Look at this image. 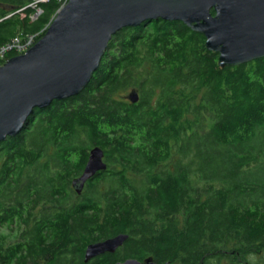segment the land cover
Returning <instances> with one entry per match:
<instances>
[{
  "label": "trees",
  "instance_id": "obj_1",
  "mask_svg": "<svg viewBox=\"0 0 264 264\" xmlns=\"http://www.w3.org/2000/svg\"><path fill=\"white\" fill-rule=\"evenodd\" d=\"M35 1L0 0V48L43 35L61 3L31 18ZM204 43L177 21L123 28L78 95L0 142V264H264V57L221 68ZM93 147L106 170L76 194Z\"/></svg>",
  "mask_w": 264,
  "mask_h": 264
},
{
  "label": "water",
  "instance_id": "obj_2",
  "mask_svg": "<svg viewBox=\"0 0 264 264\" xmlns=\"http://www.w3.org/2000/svg\"><path fill=\"white\" fill-rule=\"evenodd\" d=\"M154 19L177 21L202 34L221 68L264 57V0H68L29 50L0 65V142L16 136L36 109L78 95L113 34ZM137 98L135 91L127 96L132 103ZM88 153L82 174L72 181L77 194L88 178L106 169L100 148ZM126 239L121 234L87 246L85 260L115 252Z\"/></svg>",
  "mask_w": 264,
  "mask_h": 264
},
{
  "label": "built area",
  "instance_id": "obj_3",
  "mask_svg": "<svg viewBox=\"0 0 264 264\" xmlns=\"http://www.w3.org/2000/svg\"><path fill=\"white\" fill-rule=\"evenodd\" d=\"M45 0H36L33 5H30L32 9H36L35 13L31 16V18L35 17L36 15L40 14V10L36 8V3L43 2ZM68 0H59L61 3L60 7L64 6L67 3ZM37 35H27L24 37H15L13 38L10 43L0 48V60L3 59L8 52H14L15 55H22L28 50L30 47H32L36 41ZM22 38V39H21Z\"/></svg>",
  "mask_w": 264,
  "mask_h": 264
},
{
  "label": "flooded vegetation",
  "instance_id": "obj_4",
  "mask_svg": "<svg viewBox=\"0 0 264 264\" xmlns=\"http://www.w3.org/2000/svg\"><path fill=\"white\" fill-rule=\"evenodd\" d=\"M93 148H94V147H93ZM91 149H92V148H91ZM91 149H89L88 152H90ZM88 152H87V153H88ZM88 156H89V153H88V155H87V159H86V161L88 160ZM102 160H103V164L105 165L106 163H105V161H104V158H102ZM86 163H87V162H86ZM105 170H106V169H105ZM96 173H97V172H96ZM81 174H82V173H81ZM81 174H80V175H81ZM80 175H79V176H80ZM79 176L75 177L74 179L78 178ZM72 181H73V179H72ZM72 181H71V186H70V187H71L72 191L76 193L75 188L72 186ZM85 186H86V182L84 183L83 188H82L81 191L84 190ZM81 191H80V192H81ZM76 194H77V193H76ZM104 241H105V240H104ZM100 242H102V241H100ZM113 253H114V252H113ZM104 254H105V253H104Z\"/></svg>",
  "mask_w": 264,
  "mask_h": 264
},
{
  "label": "bare ground",
  "instance_id": "obj_5",
  "mask_svg": "<svg viewBox=\"0 0 264 264\" xmlns=\"http://www.w3.org/2000/svg\"><path fill=\"white\" fill-rule=\"evenodd\" d=\"M67 2H68V1H67ZM65 5H66V4H65ZM65 5H64V6H65ZM62 7H63V6H62ZM62 7H60L59 9H61ZM145 22H146V21H145ZM142 23H143V22H142ZM138 26H139V25H138ZM47 27H48V26H46V28H47ZM46 28H45V30H46ZM44 32H45V31H44ZM36 42H37V41H35V43H36ZM9 43H10V42H9ZM9 43H7V44H5V45H3V46H1V47H5V46H7ZM35 43H34V44H35ZM30 48H31V47H30ZM30 48H29V49H30ZM29 49H28V50H29ZM17 56H18V55H17ZM101 58H102V57H101ZM6 61H7V59H6V56H5L3 59L0 60V65L3 64V63H5ZM105 253H109V252H105ZM103 254H104V253H103Z\"/></svg>",
  "mask_w": 264,
  "mask_h": 264
},
{
  "label": "rangeland",
  "instance_id": "obj_6",
  "mask_svg": "<svg viewBox=\"0 0 264 264\" xmlns=\"http://www.w3.org/2000/svg\"><path fill=\"white\" fill-rule=\"evenodd\" d=\"M54 16H55V15H54ZM54 16H53V17H54ZM21 39H22V38H21ZM0 233H2V234H4V235H7V234H8L7 237H12L11 232L7 233V230H6V229H1V230H0Z\"/></svg>",
  "mask_w": 264,
  "mask_h": 264
}]
</instances>
